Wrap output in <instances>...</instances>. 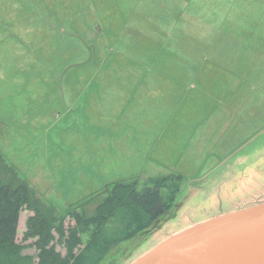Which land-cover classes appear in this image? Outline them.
<instances>
[{
    "label": "rangeland",
    "instance_id": "1",
    "mask_svg": "<svg viewBox=\"0 0 264 264\" xmlns=\"http://www.w3.org/2000/svg\"><path fill=\"white\" fill-rule=\"evenodd\" d=\"M172 176V208L100 264L264 199V0H0V181L31 192L23 254L36 207L68 227L109 184Z\"/></svg>",
    "mask_w": 264,
    "mask_h": 264
},
{
    "label": "trees",
    "instance_id": "2",
    "mask_svg": "<svg viewBox=\"0 0 264 264\" xmlns=\"http://www.w3.org/2000/svg\"><path fill=\"white\" fill-rule=\"evenodd\" d=\"M180 179L162 177L142 189L135 180L109 184L101 198L87 202L94 204L92 211L68 212L73 219L68 227L64 215L51 216L36 207L26 220L23 235V241L34 239L31 246L36 255L23 254L29 245L16 239L19 216L28 208L31 192L23 183L0 181V264H100L115 247L148 230L172 208Z\"/></svg>",
    "mask_w": 264,
    "mask_h": 264
},
{
    "label": "water",
    "instance_id": "3",
    "mask_svg": "<svg viewBox=\"0 0 264 264\" xmlns=\"http://www.w3.org/2000/svg\"><path fill=\"white\" fill-rule=\"evenodd\" d=\"M128 264H264V199L194 222Z\"/></svg>",
    "mask_w": 264,
    "mask_h": 264
}]
</instances>
